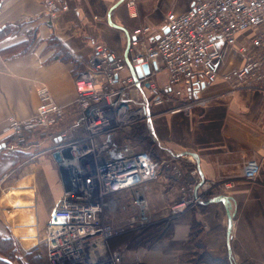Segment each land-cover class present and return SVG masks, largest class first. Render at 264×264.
<instances>
[{"label":"built area","instance_id":"obj_1","mask_svg":"<svg viewBox=\"0 0 264 264\" xmlns=\"http://www.w3.org/2000/svg\"><path fill=\"white\" fill-rule=\"evenodd\" d=\"M186 1L188 8L168 14L162 28L143 26L126 33L125 54L111 52L93 37L87 39L90 54L74 78L82 132L60 133L51 148L57 154L63 189L44 230L47 264H119L120 254L111 250L109 241L147 227L143 193L159 178L163 158L173 162L181 154L157 140L152 117L189 114L205 106L213 98L205 97V91L217 84L224 86L222 96L243 92L264 97V0ZM125 6L135 17L133 1ZM43 7L49 18L68 10L58 0H43ZM227 51L235 54L237 66L222 72ZM36 96L34 114L21 121L9 118V132L20 136L61 123L65 109L49 89L39 85ZM137 124L145 125L157 153H118L93 164L97 156L111 151V138L118 129ZM169 168L180 174L174 165ZM259 168L256 159L242 161L240 178L254 181ZM195 171L198 181L190 188L191 195H184L174 208L176 212L194 204L197 190L206 184L203 180L197 187L200 176ZM122 192L133 193L136 213L125 228L105 225L103 210L113 207L106 198Z\"/></svg>","mask_w":264,"mask_h":264},{"label":"crops","instance_id":"obj_2","mask_svg":"<svg viewBox=\"0 0 264 264\" xmlns=\"http://www.w3.org/2000/svg\"><path fill=\"white\" fill-rule=\"evenodd\" d=\"M58 1L68 10L49 18L43 0H0V238L16 243L10 259L0 254V264H26L25 254L35 259L31 264H47L45 251L38 247L39 236L63 189L54 152L48 148L60 133L81 135L72 129L78 117L74 78L90 54L87 39L93 37L122 55L126 33L143 26L160 29L168 14L188 8L186 0H132L136 16L131 17L125 6L129 0ZM25 43L22 53H6ZM57 47L63 51L58 53ZM39 85L49 89L65 116L53 129L16 136L7 130L8 120L21 121L34 114ZM223 87L207 89L204 96L213 98L189 114L152 117L151 127L173 153L193 154L204 180L235 170L245 158L259 162L257 183L246 191L251 201L242 204L237 222H233L237 210L233 197L210 200L209 204H220L225 214L224 248L211 257L225 264H264V97L222 96ZM184 227L182 222L173 241L185 240L188 223ZM137 256L140 264H181L177 253L166 255L160 249Z\"/></svg>","mask_w":264,"mask_h":264},{"label":"rangeland","instance_id":"obj_3","mask_svg":"<svg viewBox=\"0 0 264 264\" xmlns=\"http://www.w3.org/2000/svg\"><path fill=\"white\" fill-rule=\"evenodd\" d=\"M235 58L233 52H225L222 72L237 66L236 63H233ZM247 94L251 95L252 93ZM77 124H79L78 117L72 125V129L81 133ZM111 142V151L97 156L92 160L93 164H98L102 159L116 156L118 153L121 155L140 151L157 153L156 146L146 133L144 124L118 129L111 138ZM53 145L52 143V146L47 148L51 150ZM163 159L166 162L161 168L159 178L152 181L153 183H148L147 189L143 193L147 203L145 210V215L148 217L147 227L136 229L133 233H125L120 238L109 241L111 250L120 254L119 264H140L137 260L138 253L157 249L162 250L166 255L172 252L177 253V259L181 264H225L224 260L211 257L224 248L222 235L225 214L220 204H209L210 200L220 195L233 197L237 205L233 222H237L236 219H238L242 204L251 201V195L246 191L256 185L258 177L254 181L240 178V166L242 161L247 160L245 158L236 164L235 170L221 173L213 180L205 179L204 187L197 190L195 203L176 212L177 210L174 208L182 202L184 195H191L190 188L198 181V175L195 171V163L188 155L179 156L178 160L173 162L166 160V157ZM172 165L179 169L178 176L174 175L169 168ZM132 194V192H122L106 198L105 201L110 202L113 207L108 206L103 210L105 225L111 223L115 227L125 228L129 217L137 211L131 200ZM197 200L200 203L197 204ZM182 222L185 227L188 223L185 240L173 241V234L180 233L178 229ZM141 231H145L142 237H135ZM43 238L44 231L39 236L38 247L45 251ZM14 245L15 248L16 243Z\"/></svg>","mask_w":264,"mask_h":264},{"label":"trees","instance_id":"obj_4","mask_svg":"<svg viewBox=\"0 0 264 264\" xmlns=\"http://www.w3.org/2000/svg\"><path fill=\"white\" fill-rule=\"evenodd\" d=\"M25 48H26V43L23 44V45H19V46H16L14 48H11V49L8 50L9 52L6 51V53H9V54L22 53L23 51H25ZM57 49H58V47H57ZM61 51H63V50L61 48H59L57 52L61 53ZM60 55H62V58L64 59V54H60ZM144 232L145 231H141L139 234L135 235V237H138V236L142 237V234H144ZM135 237H133V238H135ZM14 246H15L14 242H6V241L1 240V238H0V254H3V256H5L6 258L10 259V257L12 256V253L13 252L15 253V248L16 247L14 248ZM12 248L14 250H12ZM26 256H27V254L24 255V258L27 261L26 264H31V262H33V260H35V259H28V257H26Z\"/></svg>","mask_w":264,"mask_h":264},{"label":"water","instance_id":"obj_5","mask_svg":"<svg viewBox=\"0 0 264 264\" xmlns=\"http://www.w3.org/2000/svg\"><path fill=\"white\" fill-rule=\"evenodd\" d=\"M122 0H119V3L121 2ZM126 52L124 51V54H125ZM143 71L145 72V73H147V67H143ZM185 154H189L191 157H194V155L193 154H191V153H186V152H184V153H181L180 154V156L181 155H185ZM53 157H54V159L57 161L58 160V158H57V154L56 153H54L53 154ZM198 173H199V170H198ZM200 175V174H199ZM203 177L200 175V182L198 183V185H197V187H199V185L203 182ZM214 200H217V201H226L227 200V198L226 197H217V198H215ZM229 219H230V215H229Z\"/></svg>","mask_w":264,"mask_h":264}]
</instances>
